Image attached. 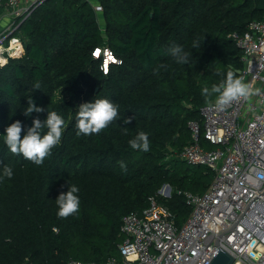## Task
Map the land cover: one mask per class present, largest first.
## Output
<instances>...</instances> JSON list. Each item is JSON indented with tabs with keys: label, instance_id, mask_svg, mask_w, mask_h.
<instances>
[{
	"label": "trees",
	"instance_id": "1",
	"mask_svg": "<svg viewBox=\"0 0 264 264\" xmlns=\"http://www.w3.org/2000/svg\"><path fill=\"white\" fill-rule=\"evenodd\" d=\"M96 1L99 13L90 0L43 1L18 27L23 53L0 64V132L15 119L30 125L33 116H46H25L31 97L65 120L60 142L41 164L0 139V168L13 170L0 180V264L119 256L123 215L140 212L155 196L179 226L189 207L177 190L200 193L213 178L209 167L180 157L191 137L188 122L201 121L199 106L216 95H203L202 86L242 66L229 33L262 18L264 0ZM172 42L190 51L187 63L169 55ZM96 47L118 60L105 72ZM36 81L41 88L33 89ZM93 95L117 103L120 117L98 133L77 135L76 105ZM125 117L132 119L125 124ZM141 130L147 151L128 143ZM67 182L79 187L80 206L61 217L55 197ZM163 183L171 187L168 198L156 195Z\"/></svg>",
	"mask_w": 264,
	"mask_h": 264
},
{
	"label": "built area",
	"instance_id": "2",
	"mask_svg": "<svg viewBox=\"0 0 264 264\" xmlns=\"http://www.w3.org/2000/svg\"><path fill=\"white\" fill-rule=\"evenodd\" d=\"M43 1L0 0V64L23 53L18 27ZM90 1L94 11L101 12L99 2ZM229 36L241 50L237 74L248 83L250 95L225 107H218L212 98L199 106L201 121L188 122L191 137L180 157L209 167L213 178L200 193L177 190L189 207L185 220L178 226L171 210L150 196L140 212L122 216L119 256L103 261L69 259L66 264H207L218 249L211 241L264 187V14L250 20L244 31H232ZM103 54L106 61H118L109 48H103ZM156 195L168 198L170 185L163 183ZM217 243L233 255L232 264H264V192L249 202ZM10 264L34 263L25 259Z\"/></svg>",
	"mask_w": 264,
	"mask_h": 264
},
{
	"label": "clouds",
	"instance_id": "3",
	"mask_svg": "<svg viewBox=\"0 0 264 264\" xmlns=\"http://www.w3.org/2000/svg\"><path fill=\"white\" fill-rule=\"evenodd\" d=\"M195 47V41L194 45ZM98 54H102V65L108 68L110 61H106L103 49L99 47ZM95 51V49L93 50ZM169 55L174 58L177 63H187L190 57V51L184 45L172 42L168 49ZM192 54V53H191ZM219 71V70H217ZM34 88H41L40 82L33 84ZM201 93L205 96H211L215 93L214 103L218 107L229 105L234 99L248 97L250 95V87L244 77L237 74L234 69H230L223 74V78L217 83L209 86H202ZM75 113V121L77 127V135H88L98 133L105 128L110 122L116 120L119 116L118 107L112 99L107 96L93 95L91 99L79 103ZM46 116L41 119L39 116H33L30 125H23L20 119H15L4 126V130L0 132V139L3 140L7 148L13 153H20L24 158L31 160L35 164H41L44 158L50 154L52 147L61 140L64 130L65 120L63 116L55 109H50L48 105L42 106L35 103L32 99H28L23 112L28 116L33 111L40 113L45 112ZM132 117H125L124 123L127 124ZM23 127V134L22 133ZM127 131V129H124ZM128 143L137 149L147 151L149 149L148 134L141 130L131 137ZM122 169L126 168L123 160L119 161ZM13 175L12 167L5 164L0 168V180ZM79 187L75 183L67 182L66 190L60 191L55 197L57 205L56 214L66 217L74 214L80 206V197L78 195Z\"/></svg>",
	"mask_w": 264,
	"mask_h": 264
},
{
	"label": "water",
	"instance_id": "4",
	"mask_svg": "<svg viewBox=\"0 0 264 264\" xmlns=\"http://www.w3.org/2000/svg\"><path fill=\"white\" fill-rule=\"evenodd\" d=\"M236 72H239V69L236 70ZM264 192V187L261 188L259 191H256L255 193H253V195L250 197V199L247 201V203L245 204V206L243 207V209L241 210V212L239 213V215L237 216V218L233 221V223L228 226L227 228L221 229L217 235L214 237V239L211 241V243L213 245H215L218 249L216 250V252L213 254V256L210 258V260L207 262V264H232L234 261V257L233 255L228 252L227 250L221 248L218 245V238L220 235H222L225 231L230 230L234 224L239 220V218L241 217L242 213L244 212L245 208L247 207V205L249 204V202L256 196H258L259 194Z\"/></svg>",
	"mask_w": 264,
	"mask_h": 264
},
{
	"label": "crops",
	"instance_id": "5",
	"mask_svg": "<svg viewBox=\"0 0 264 264\" xmlns=\"http://www.w3.org/2000/svg\"><path fill=\"white\" fill-rule=\"evenodd\" d=\"M207 147L210 146L209 144H207L206 142H203Z\"/></svg>",
	"mask_w": 264,
	"mask_h": 264
}]
</instances>
